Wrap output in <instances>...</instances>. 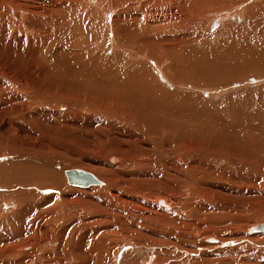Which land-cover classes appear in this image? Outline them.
I'll use <instances>...</instances> for the list:
<instances>
[{
	"label": "rangeland",
	"instance_id": "rangeland-1",
	"mask_svg": "<svg viewBox=\"0 0 264 264\" xmlns=\"http://www.w3.org/2000/svg\"><path fill=\"white\" fill-rule=\"evenodd\" d=\"M114 1L112 0V4L114 3L115 7L114 5L113 7L109 6L108 0H0V59L4 61L0 64L2 79H5L6 82L15 83L17 81L15 76L19 73V71L12 73L13 68L10 70L11 66L5 62L6 59L16 55L26 56L30 50H34L30 53H35L40 45L43 47V51L47 50L46 53L42 52V58L44 57L45 61L50 59V61L57 63L56 56L60 55L58 62H61L59 58L63 55H65L63 57H66L71 51L79 54L80 51H83L84 53L79 56L83 55L82 57L85 59L93 56L91 57L92 63H96L95 66L100 68H103V62L100 58L105 56L114 59L117 52V55L124 54L123 50L121 51L120 48L118 50L117 44H119L120 39L115 37L113 31L114 33L120 32L121 28L131 24L130 21H133V19L129 16L126 7L119 5L120 0H116L118 4ZM177 1L158 0L147 5L141 4L137 11L157 17H176L178 14L177 7L179 6ZM203 3L206 4L204 1ZM230 11L232 10L227 11L225 9L219 14L213 15L218 18L215 20L213 17L206 15L209 18L205 17L204 23H215L212 28L210 26L211 33H215L220 22H227L234 26L244 23V17L240 15L231 16L230 14L233 11L231 13ZM227 12L229 16L226 15ZM57 18L58 20H55ZM206 19H209V21H206ZM51 21L56 26L59 22L62 23L57 32L60 35L62 34V37L55 35L50 39L41 41L36 31L42 27H49ZM65 22L66 24H64ZM87 23L91 24H88L85 28ZM195 23L193 28H199V30H205L209 27V24L203 26L199 24V21ZM109 28H112V30L108 31ZM53 29L55 30V28H51V30ZM85 30V33H91L94 35L92 37L95 38L91 37V39L88 35L87 38L83 35L81 37L80 32ZM64 37L67 41H71L65 44L62 41ZM93 39L98 42H93ZM95 57L98 59L97 62L93 60ZM74 58L77 59L76 56ZM129 60L130 62L136 61L135 58ZM169 63L170 60L167 59L162 64L166 66ZM69 64V62L67 64L64 62L63 67L61 66L60 71H62V74L65 70H68L66 68L72 66H68ZM91 66L89 65V67ZM155 66L151 64L154 71L157 69ZM77 67L81 69L82 65L75 63L72 68L77 70ZM8 72H11L12 76L6 75L4 77L3 73ZM251 73L254 72H249L248 76H242V78L234 79L232 82L224 79L214 87L207 85L193 86L191 83V85H188L187 90L190 94L193 92L192 94L195 95L196 93L203 99L204 103L207 102L206 104L211 105L213 108H216L215 106L221 99L231 96L228 99H231V101L234 99V104L238 105L240 102L244 109L247 106L249 108V111L248 108L246 110L250 113L249 116H251L252 121L247 117L241 120H249L254 129L255 127L262 128L264 118L258 115L255 106H252L251 103V107L247 105L249 101L246 100L250 99V96L255 92L254 90L258 91L260 88L264 90V72L262 73L263 76L259 73L253 75ZM173 74L170 72V75ZM259 75L261 77H257ZM196 78H192L191 81H200L199 78H197L198 80ZM166 86L171 88L168 85ZM14 87L12 91H7L8 95H12L10 96L11 101L0 103V161L5 162L20 157L27 158L30 161H38V153L40 152L45 159L46 170H49V167L55 164V169L64 172L68 187L63 192L53 193L54 195L57 194L56 196L51 191L42 193L40 190L42 197L41 194L36 195L35 202H32L25 213L20 214L16 213L18 201L14 198L15 196L9 195L10 200L7 198L8 192L5 195L4 193L0 194V264H22V261L24 264H264V232L252 233L248 231L250 225L264 222V142L262 141L264 140V130H262L263 133L259 132V135L253 136L252 140L241 139V142H244L241 143L244 149L247 146L250 150L252 149L251 151H254V154L251 153L253 158L255 157L253 160H257L256 163L252 160L248 162L240 161L241 164L232 161L231 163L228 162L230 163L228 165L223 158L220 159V155L202 150L203 152H199L197 156L199 168L196 167L194 171L190 170L188 166H183L186 167L185 169L182 168L184 174L187 173V170L191 173L188 172V175L182 176L187 178L185 179L186 182H169L166 176L168 170L166 172L163 168L140 167L136 165V161L133 164L132 162L130 164L125 163V166L118 161L116 164L114 163L115 165L108 163V153L111 149H116L128 155L130 151L131 153L134 151L139 153L146 148H153L151 149L153 151L158 144L155 152L160 153L163 151L160 143L161 139L157 138L155 140L157 143L154 146L151 143L154 139H151V141L146 133L143 134L128 129V124V127H124L123 125L126 123H121L122 120L118 119L120 120L118 121L114 117L105 115V113L98 114L94 110L91 112L86 108H80V104L86 106L88 102L83 97H79V100L71 99L68 104L69 107L60 109V115L63 113L61 116L54 115V118H45L35 113L40 107L32 108L27 106L29 105L27 102L22 103V105L17 100V96L15 97L16 94L19 95L21 92ZM55 94V103L65 96L61 92ZM254 96L258 97L255 93ZM243 97L247 98L241 102ZM257 100L259 101V98ZM260 102L261 104L258 103L260 106L264 104L262 98ZM42 108L44 109V107ZM262 120L263 123L260 122ZM102 127L109 128L110 132L112 131L110 138L104 137L102 139V141L106 139L107 146L104 144L103 146L99 142L96 143L97 139L92 137L96 129H98L96 133L101 136H104L105 133L109 135V130L103 132ZM3 128L7 130V133L4 134ZM115 129L118 130V134L114 136L120 140L113 136L116 132ZM35 131H39L42 138L34 143L28 139V135ZM197 136L208 139L205 134H202V136L198 134ZM253 139L254 143H252ZM132 140L137 143L134 144ZM209 140L212 139L209 138ZM258 143L263 147L257 149L256 145ZM128 147L132 148L128 149ZM30 149L36 151L34 156L29 152ZM207 158H209V162ZM132 159L130 161H133ZM80 167L100 179L102 184L91 185L94 186V190L90 186L78 187L72 185L66 172L74 168L82 169ZM229 168L232 170L230 171ZM209 173L212 175H209ZM223 174H227L226 178ZM205 176L207 179H205ZM210 176L213 177L214 181ZM118 178L120 180H117ZM8 182H10L9 177L3 183ZM205 183L207 184L205 185ZM95 187L100 188L95 190ZM73 188L76 189H74V192ZM109 189H111L110 192ZM32 190L30 188V191ZM113 192L120 197L116 195L115 197ZM188 193L190 196L186 195ZM158 194L162 195L161 197L167 196L164 199H167L168 207L163 208V210L156 201ZM44 195H46V198H44ZM24 196L21 195V197ZM4 199H9L12 204L10 203L4 207L2 204L5 201ZM13 201L15 202L13 203ZM38 228L40 229L38 230ZM101 243L104 246H101ZM23 244L32 247L26 252L20 249ZM73 249L77 253L71 254L70 252ZM94 249L99 252L93 251ZM100 249L103 251H100Z\"/></svg>",
	"mask_w": 264,
	"mask_h": 264
},
{
	"label": "bare ground",
	"instance_id": "bare-ground-1",
	"mask_svg": "<svg viewBox=\"0 0 264 264\" xmlns=\"http://www.w3.org/2000/svg\"><path fill=\"white\" fill-rule=\"evenodd\" d=\"M155 1L158 0H120L119 5L121 4L120 6L126 7V10L129 13V16L133 19V21H130L131 24H128V26L121 28L120 32L114 33L113 31L115 37L120 39L119 42L120 45L116 43L118 45V50L120 48L121 51L123 50L124 54L121 53L117 55L118 53L117 52L116 56H114V59L107 58L105 56L103 58L101 56L102 58H100V60H102L103 62V68L95 66L96 63H92L91 57L93 56L91 57L89 56L87 59L82 57L83 55L79 56L80 54L84 53L83 51H80V54L73 51L76 53L75 54L71 51L68 53L69 57L68 55H66V57H63L65 56L63 55L62 57L59 58L61 62H58V57L60 55L58 57L56 56L57 63L50 61V59H46L45 61V58L44 57L42 58L43 55L42 52L46 53L47 50L43 51V47L41 45L38 46V50L35 51V53L32 52L30 53V51H34V50H30L28 52L29 54L27 53L26 56L16 55L11 57L10 59H6L5 62H7V64L11 66L10 70H12L13 68L12 73L14 74L16 73V71L17 72L19 71V73L16 76L14 75L17 79L15 83L6 82L5 79H2L1 77L2 74H0V103H2L3 101L9 102V100L11 99L10 96L12 95H8L7 91L9 90L12 91L13 86H15L14 88L20 90L21 92L19 95L17 94L15 95V97L17 96L16 98L18 101L21 102V104L27 102V104H29L27 106H31L32 108L40 107L35 113L40 114L45 118H54L56 115L61 116L63 114L62 113L60 115L61 113L60 109L64 107L65 108L69 107L68 104L70 103L71 99L75 98L79 100V97L81 98L83 97V99L85 98V100H87L88 102L86 101L87 102L86 106L78 104L80 108H84V109L86 108L91 112H93L94 110V112L98 114L105 113V115L107 116L114 117V119L116 118L115 120L120 119L122 121L120 120L118 121H120L121 123L122 122L126 123L125 125H123L124 127L127 126L128 124L129 125L128 129L132 131L136 130L138 132H142L143 134L146 133L150 140L154 139L155 141L157 140V138L161 139L160 143H161V148L163 147V151H161L160 153L155 152L158 146V144L157 145L155 144L157 143V141L151 142L154 144V146L156 145L153 151H151V149L153 148L151 149L146 148L140 152L138 150L139 153H136L134 150H132L134 152L131 153L130 151V154L128 155H125L123 152L118 151L116 149L110 148L111 150H109L108 153V157H109L108 158L109 162L107 161L108 163L116 164V162L118 161L121 165L125 166L126 165L125 163L130 164L132 162L133 164V162L136 161L137 162L136 165L140 167L150 168V169L163 168L164 171L166 172L168 170L167 172L168 175L165 172H163V170L162 172L166 174L167 180H169V182L171 181L186 182L185 179L187 178L182 176H186V174L189 171L187 170V173L184 174L182 168H184L183 166H188L190 170L195 171L196 167H198L197 156L199 152H203L202 150L214 155H220L221 156L220 159L223 158L226 164L228 165H230L232 161H236V163H240V161L248 162L252 160L253 162L254 161L253 159L255 157L253 158L252 153L254 154V151H251L252 149L250 150L247 146H245L244 149L241 146L244 143L241 142L242 141L241 139L243 138V139L252 140L253 136L257 135L259 132L261 133L262 130H264V126H262V128L261 127H255V129L253 128V126L249 122V120H251L250 119L251 116H249L250 113L248 112L249 111L248 106H247L248 109L246 108L248 110L247 111L246 109L243 108L244 106L242 105V103L239 102L240 106L239 103L238 105L234 104L233 102L234 99L231 101V99H228L231 97L229 96L228 98L221 99L219 103H217V106H215L216 108H213L211 105H207L206 104L207 102L204 103L202 101L203 99L200 96H198L196 93L195 95L192 94L193 92L190 94L187 90L188 89L187 87L189 84L191 85V83L193 84V86L200 87L201 85L202 86L207 85L209 87L210 86L214 87L217 84L224 81V79L226 81L232 82V80L234 79L236 80L242 78V76H248L249 72H254L253 74L259 73L262 75V73L264 72V63H263L264 61V0H220V1L219 0H178L177 5L179 6L177 7L178 14L176 15V17L173 16L157 17L148 14L146 15L145 13L142 12L139 13V11H137L139 10L138 8L139 5L141 4L147 5V4H151L152 2L154 3ZM203 1L206 2V4H204ZM108 5L113 7L114 3L112 4V0H108ZM225 9L227 11L229 10L233 11V13H231L232 11H230L231 16L240 15L244 17L245 19L244 23L234 26V25H230L227 22L226 23L220 22L214 34L210 32L212 26L215 25V23L212 22H210L211 24H209L208 22L209 27L205 30L202 29L199 30V28L198 29L193 28V25L196 24L195 22L198 21L199 24L205 26L204 25L206 24L204 23L205 17L209 18L210 16L211 18L213 17L214 20L218 19L213 15L217 13L219 14ZM226 15L229 16V13ZM60 16L62 17L61 14ZM55 20H58V18ZM207 20L209 21V19H206V21ZM64 24H66V22ZM88 24L91 23H87L85 25V28L88 26ZM208 24L206 25L208 26ZM50 26L51 28H55V30L54 29L51 30V28H49ZM55 26L56 24L52 23L51 21L49 27L46 28L42 27L36 31L41 41L45 39H50L55 35H59L62 37V34L60 35L59 33H57L58 28L62 26V23L59 22L58 26L56 27ZM111 30L112 28L108 29V31ZM85 32L86 30L83 32L81 31L80 36L81 37L84 36L87 38L88 35L90 38L92 37L93 34L91 33L87 34ZM98 39L99 37L97 38V40ZM62 41L65 44H67L66 42H69L71 40L67 41L66 37H64ZM92 41L94 42L95 40L93 39ZM57 53L60 54L59 52ZM75 56L77 57V59L74 58ZM73 58L75 59L74 61ZM130 58H135L136 61L130 62L129 60ZM2 59L4 60V58ZM167 59L170 60V63L164 66L162 63ZM93 60L97 62L98 59H96L95 57L93 58ZM72 61L73 63H71ZM64 62H66V64L69 62L70 64L68 66L70 65L72 66H70V68H66L68 69L67 71L63 69L65 70V72L62 74V71L60 70L63 67ZM1 63H4V61L0 59V64ZM75 63L81 64L82 68L79 69L77 67L78 68L77 70L76 68L73 70L72 67H74ZM151 64L156 65L155 67L157 69L155 71L151 68ZM89 65L92 66L89 67ZM140 65H142L143 67H141ZM170 72L174 74L170 75ZM3 74L4 77L6 75L12 76L11 72L3 73ZM191 75L193 76L191 77ZM195 77L199 78L200 81H191L192 78ZM257 77H261V76L259 75ZM197 78L196 80H198ZM166 85L170 86L171 88H168ZM59 91L62 93V95L64 94L65 96L63 97L61 96L62 97L61 100L59 99L57 100V103H55V98H56L55 93L59 94L60 93ZM254 91H255L254 92L255 95H257L258 97L254 96V93L251 92L253 94L250 96V99L246 100L247 97L246 98L243 97V100L241 102H243L244 99L246 101H249V104L247 103V105H250L251 103L252 106H255L258 111V115L261 118H264V104H262L261 106L259 105L261 104L260 102L261 98L264 100V90L260 88V90L258 91L254 90ZM256 98L257 99L259 98V101ZM244 103L246 104V102ZM255 103L257 104L259 103V104L257 105ZM92 105L94 106L92 107ZM42 107H44V109ZM244 117L245 118L247 117L249 120L248 121L241 120ZM226 120H230L231 122L230 121L227 122ZM260 122L263 123V120ZM34 126L36 127V125ZM102 129L103 132L104 131L107 132L109 130V128H104V127H102ZM116 129L114 131H116ZM3 130H4V134L7 133V130L5 128H3ZM97 130L98 129H96V131ZM96 131L94 132V135L92 134V137L94 139H97L95 142L96 143L99 142L101 143V145L103 144L106 145V139L103 141L102 139L104 137L108 138L112 131L110 132L109 130L108 132L109 135H106L105 133L104 136L99 135L98 133H96ZM117 131L114 132L115 134H113V136L118 134ZM198 134L201 136L202 134H205L206 135L205 137H207L208 139L203 138V136L198 137L197 136ZM139 136L141 137V135ZM41 138L42 135L40 134L39 131H35L28 135V139L30 141H33L34 143L39 141V139ZM114 138H116V136H114ZM209 138L212 140H209ZM90 139L92 140V138ZM116 139L119 138L117 137ZM262 141L264 142V140ZM252 143H254V139ZM132 144H130V146H132ZM256 146L257 149L259 147H263L260 143H258ZM129 148L130 147H128V149ZM29 152L32 153L33 156L35 155L34 153H36L35 150H31V149ZM38 154H39V157L37 158L38 161H30L29 159L23 157L12 159L5 162L0 161V188H1L0 194L4 193L5 195V193L8 192V197L6 195L7 198H9V195L15 196L14 198L18 201L17 203L18 209L16 212L17 214L25 213L26 210L29 209V207L32 205V202H35L36 199L35 196L41 194L40 190L42 191V193H47L51 191L52 194L53 193L55 194V193H59V191L63 192L68 187V185L66 184L64 172L62 170L55 169L56 168L54 166L55 164L51 166L52 168L48 166L49 170L48 169L46 170V167L44 165L45 159L44 157H42L40 152ZM131 158H133L132 159L133 161H130ZM209 158H207V161L209 160ZM256 161L254 162L256 163ZM211 162L209 163L210 165ZM94 169L96 170V168ZM73 170H77V168L76 169L74 168ZM81 170H83V168ZM231 170L232 169H230V171ZM69 171L67 170L66 175ZM225 171L226 170H224V172ZM226 172L228 173V171ZM209 175L212 174L209 173ZM225 176H227V174L224 175V178H226ZM7 177L10 178V182L3 183L7 179ZM213 177L212 180L214 181ZM205 179H207L206 176ZM97 180L98 183H93L89 185H78V184L76 185L70 182V180L69 182L72 185L78 187H88V186L92 187L91 185L102 184L100 179L97 178ZM117 180L120 179L118 178ZM110 182L112 181L110 180ZM206 184L207 183H205V185ZM96 187L95 190L100 188V187L99 188ZM30 188L33 190L30 191ZM220 188L222 189V187ZM74 189L75 188H73V192ZM110 190L111 189H109V192ZM189 193L191 194L190 191ZM189 193L186 195H189ZM22 194L25 196L21 197ZM46 195H44L45 196L44 198H46ZM115 195L116 194H114V196ZM40 196L42 197V194ZM161 196L162 195L158 194L156 201L162 207L163 210V208L168 207V201L167 199H164V197L167 196H163V197ZM8 200L6 199L5 201L2 202L4 207L8 206L10 203L12 204V202L10 201L11 199L9 201ZM43 201L45 200L43 199ZM14 202L15 201H13V203ZM259 224H264V222L250 225L248 227V231L252 233L264 232V230L256 229L255 225H259ZM70 225L71 223L69 224V226ZM39 229L40 228H38V230ZM78 235L79 234L77 233V236ZM101 246H104V244L101 243ZM31 247H32L31 245L23 244L22 246H20V249L27 252L30 250ZM106 250H104V252ZM93 251H97V250L94 249ZM100 251L103 250L100 249ZM70 253L71 254L77 253V251H74L73 249ZM98 257L100 256L98 255ZM43 259H47V258H43ZM22 264H24L23 261Z\"/></svg>",
	"mask_w": 264,
	"mask_h": 264
},
{
	"label": "water",
	"instance_id": "water-1",
	"mask_svg": "<svg viewBox=\"0 0 264 264\" xmlns=\"http://www.w3.org/2000/svg\"><path fill=\"white\" fill-rule=\"evenodd\" d=\"M67 175H68L70 182L76 185L77 184L78 185H89L93 183H98L97 178L93 174L85 170H81V169L71 170L67 173ZM255 226L257 230H264V224H259Z\"/></svg>",
	"mask_w": 264,
	"mask_h": 264
}]
</instances>
